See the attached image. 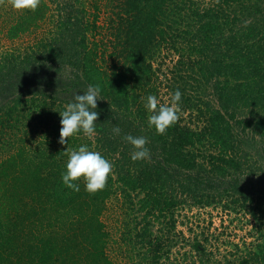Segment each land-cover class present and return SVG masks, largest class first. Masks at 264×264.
Segmentation results:
<instances>
[{"label":"trees","instance_id":"16d2710c","mask_svg":"<svg viewBox=\"0 0 264 264\" xmlns=\"http://www.w3.org/2000/svg\"><path fill=\"white\" fill-rule=\"evenodd\" d=\"M125 1L129 18L120 17L113 43L122 61L111 71L98 64V41L89 39L97 23H85L79 17L85 16L84 10L76 16L73 9L70 17L57 21L56 37L40 43L38 57L5 56L0 67L2 88L10 82L18 91L33 71L46 66L54 68L61 78L56 85L62 86L56 93L50 91L48 99L55 102L59 91L83 94L89 85H99L102 100L97 101L100 115L92 137L80 132L61 145L60 121L40 107L32 121L49 130L47 138L35 147L20 146L0 162V264H118L107 253L110 234L102 217L108 202L119 195L143 214L142 226L128 230V241L147 250L146 264H161L179 242L175 235L172 245L168 233L176 230L175 212L185 202L170 195V188L178 183L181 195L194 194L203 186L217 189L243 170L239 130L263 136L264 119L251 114L264 111V0H210L207 6L199 0ZM143 5L151 8L152 15L145 14ZM48 8L39 0L36 10L22 12L8 29V38L39 28ZM162 49L178 55L163 79L158 74L167 63L158 53ZM44 84L48 90L57 87L51 80ZM163 84L171 99L176 90L182 98L178 120L161 135L149 126L144 105ZM151 86L153 90L148 89ZM26 88L15 103L10 102V113H17L23 96L40 98L44 92L42 83ZM171 99L161 104L170 105ZM117 126L119 135L113 132ZM127 135L147 138L149 160L131 159L133 147L123 139ZM83 144L112 163L105 187L92 194L83 182L76 192L62 181L68 160L64 151ZM201 197L195 204L212 206L217 194ZM250 202L249 213L264 226V199ZM246 203V197L234 199L231 204L238 207L223 208L237 213L247 208ZM161 220L167 221L168 229L155 234L154 224ZM179 235L190 242L184 233ZM259 236L264 238L261 230ZM193 241L190 256L209 264L206 244L198 236ZM259 247L258 261L264 264V242ZM249 263L246 258L241 264Z\"/></svg>","mask_w":264,"mask_h":264},{"label":"rangeland","instance_id":"374dc122","mask_svg":"<svg viewBox=\"0 0 264 264\" xmlns=\"http://www.w3.org/2000/svg\"><path fill=\"white\" fill-rule=\"evenodd\" d=\"M44 1L49 8L45 20L39 22L40 27L12 40L8 38V29L16 22L22 12L14 11L11 8L10 0H0V67H2L5 56L8 54L29 55L30 59L33 56L38 57L35 55L42 47L39 46L40 43L44 40L51 41L56 37L57 21L61 17H70L73 14V9L76 16H78L79 11L84 10L86 12L84 17L83 13L79 16L85 23H97L98 28L94 32L91 31L93 33L89 32V39L98 41V64L108 70L115 65H120L119 61H122V58L116 54L118 51L117 48L113 47V43L115 42V29L120 17L129 18L126 13L125 5L127 3L125 0ZM199 1L205 6L211 2L210 0ZM166 4L163 8L166 7ZM143 7L146 15L153 12L150 7L144 5ZM96 15L98 19H96ZM54 24L55 27H53ZM158 53H161L162 59L165 60L164 58H166L167 62L162 66L161 72L158 73L160 78L163 79L164 74L170 75V71L178 60V55L173 50L168 51V49H162ZM153 65L154 68L158 69L156 61L153 62ZM45 67L39 69L40 71H33V77L22 84L18 91H16L13 84L10 85V82L4 88L0 87V162L20 146L35 147L42 139L47 138L49 130L43 129L39 123L35 124L36 122L32 121L36 113L40 111V107L41 109L50 110L51 116L61 121L59 112H62L67 103L73 102L75 98V93L68 95L59 91L56 98L54 97L57 99L55 102L48 99L47 94L50 91L56 93L57 88L61 89V85H56L61 81V78L58 74H55L54 68L47 70ZM56 78L57 81H55ZM47 80L53 81L54 87H57L48 90L44 84ZM41 83L44 92L40 98L33 94L23 96V102L18 106L17 113H10L11 101L15 103L23 91L29 89L26 87L37 86ZM153 88L154 86H151L148 89L153 90ZM154 95L158 97L160 103L163 101L168 103L171 99L164 84L160 87L157 86ZM134 110L137 112L139 106H134ZM248 111L246 108L247 113ZM252 113L251 116L256 120L264 119V111ZM145 114L150 115L149 112ZM245 115L247 116V114ZM259 133L248 130L244 134L242 130H239L242 137L240 155L244 157L242 160L245 164L241 172L227 178L228 180L232 179L231 185H229L228 180H223L224 183L217 189L208 190L206 186H203L201 190L194 194L186 193L185 195H181V187L178 183L173 187L176 193L173 192V189L171 191L170 188V195L173 194L178 200L185 202L182 208L179 207L175 212L176 230L168 233V237L173 239L172 245L176 241L175 235H177V239L179 238V242L172 247L170 259H163L161 264H202L195 254L194 257L190 256L191 245L197 236L206 244L207 257L210 259L209 264H241L242 260L246 258L250 259L249 264H262L258 261L261 255L259 245L264 242V238L259 235L260 230L264 233V226H260L249 213L250 206H253L250 202L251 199H264V133L263 136ZM50 139L52 140V137ZM146 160H149V158ZM218 181V178L215 179L214 184H218ZM225 189H228V192H225ZM207 194H217L216 202L212 206L195 204L196 199H200L201 196ZM244 197L247 198V208L240 210V212L236 213L229 208H223L225 204L234 207L235 205L231 204V201L243 199ZM221 199L222 202H220ZM235 207H238V205ZM142 217L143 214L137 212L136 207L129 206V203L125 202L121 195L113 197L108 202V208L102 217V221L110 234L107 253L116 263H148L147 250L140 245L134 246L128 241L129 235H127L128 230L131 231L136 225L137 227L142 226ZM166 224L167 221L165 220L155 223L154 233H158L161 229H168L165 228ZM179 233H184V236L190 242L182 241ZM206 237H208V241L205 240Z\"/></svg>","mask_w":264,"mask_h":264},{"label":"clouds","instance_id":"9594fccd","mask_svg":"<svg viewBox=\"0 0 264 264\" xmlns=\"http://www.w3.org/2000/svg\"><path fill=\"white\" fill-rule=\"evenodd\" d=\"M11 8L16 12L34 11L38 7L39 0H10ZM102 89L99 85H89L83 94H76L73 102L68 103L62 112L59 143L65 145L70 137L83 132L89 138L96 132L99 112L97 101L101 99ZM182 93L176 90L172 96L171 104H161L154 94L148 95L145 109L150 113L148 124L154 127L157 134H165L166 131L178 120L177 108L181 101ZM120 128L114 127L113 132L120 134ZM133 147L131 159L133 161L150 158V150L147 147L148 140L144 136L127 135L123 137ZM68 154L66 169L62 174L63 184L71 190L80 191V183L84 189L92 194L102 190L112 170V163L100 152L93 151L87 144L80 145L78 149L67 148Z\"/></svg>","mask_w":264,"mask_h":264}]
</instances>
